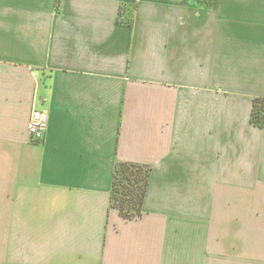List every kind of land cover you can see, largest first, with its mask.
<instances>
[{"label":"crops","instance_id":"0c3cea01","mask_svg":"<svg viewBox=\"0 0 264 264\" xmlns=\"http://www.w3.org/2000/svg\"><path fill=\"white\" fill-rule=\"evenodd\" d=\"M256 97L264 0H0V264H264Z\"/></svg>","mask_w":264,"mask_h":264},{"label":"trees","instance_id":"16d2710c","mask_svg":"<svg viewBox=\"0 0 264 264\" xmlns=\"http://www.w3.org/2000/svg\"><path fill=\"white\" fill-rule=\"evenodd\" d=\"M62 0H57L60 6ZM264 97L253 100L252 121L259 127H264ZM152 167L137 162L121 161L117 165L112 188V205L119 209L121 215L131 219L142 214L143 202L150 182ZM122 173L124 180L120 179ZM121 192L124 197L119 200L117 194Z\"/></svg>","mask_w":264,"mask_h":264},{"label":"built area","instance_id":"2783aa9c","mask_svg":"<svg viewBox=\"0 0 264 264\" xmlns=\"http://www.w3.org/2000/svg\"><path fill=\"white\" fill-rule=\"evenodd\" d=\"M49 122V113L43 108H34L27 122L28 140L40 142L45 138Z\"/></svg>","mask_w":264,"mask_h":264},{"label":"rangeland","instance_id":"374dc122","mask_svg":"<svg viewBox=\"0 0 264 264\" xmlns=\"http://www.w3.org/2000/svg\"><path fill=\"white\" fill-rule=\"evenodd\" d=\"M263 113H264V111H263ZM119 176H120V179H121V180H123V181L126 182V179L124 180V177H123V174H122V173H120ZM117 196L119 197V200H121V199L124 197V195H123L121 192H119V193L117 194Z\"/></svg>","mask_w":264,"mask_h":264}]
</instances>
